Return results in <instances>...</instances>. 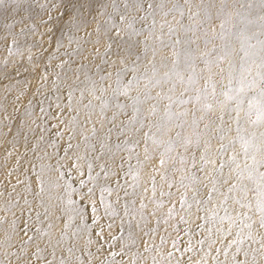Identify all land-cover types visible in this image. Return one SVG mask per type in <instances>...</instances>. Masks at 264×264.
I'll return each instance as SVG.
<instances>
[{
  "label": "rangeland",
  "instance_id": "1",
  "mask_svg": "<svg viewBox=\"0 0 264 264\" xmlns=\"http://www.w3.org/2000/svg\"><path fill=\"white\" fill-rule=\"evenodd\" d=\"M6 2L10 6L8 11L0 4V218L4 221L0 223V264H17V257L21 256L22 233L17 235L18 229L13 228V220L21 216V208L25 209L22 219L46 233L37 242L42 249H46L43 254L50 260L55 249L54 264H59L60 259H66L67 264H129L132 253L141 254L137 257V264H153V256L157 259L166 257L168 250L174 252L172 264H176L177 259L184 264H189L190 259L199 260L202 252L197 254L194 251L181 256L172 249L171 241L177 233L170 225L177 224L181 229H187L189 225L178 223L177 219L165 223L167 210L173 201L176 207L174 216L180 213L181 193L186 192L188 203H192V191L179 186L180 177L187 176V173L177 171L172 174L176 187L171 189V201L168 197H160L161 189L169 191L167 185L160 181L159 173L153 170L161 149L149 139L147 147L152 158L144 160V133H156L149 121L154 124L172 113V121L168 123L170 131L160 135L161 139L174 136L179 130L177 123L183 124L182 135L191 137L196 130L201 133L202 141L208 135H215L217 126L230 127L227 139H235L236 113L231 112L232 119L229 118L228 106L222 103L224 97L221 92L228 84L229 71L238 72L244 57L238 36L240 29H245L248 37L243 47L247 49L249 44L253 45L252 51L257 55L256 63L248 62L246 67L251 68L252 75L259 70L258 57L264 54L259 43L264 41V27H261L264 22L259 19L264 10L260 8L259 0H115L119 5L117 11L111 7L113 0H55L62 6L52 10L51 19L47 10L39 7L51 3V0H17L15 6H12V0ZM79 3H84L85 7L79 8ZM74 4L77 5L75 9ZM249 4L252 6L248 7ZM121 12L126 15L124 22L119 20ZM113 22L121 29L118 41L110 39L115 36L114 30L109 31ZM128 22L133 24L134 30L127 27ZM222 22H225L223 28ZM7 23H13V27L6 28ZM177 40L180 42L176 43ZM225 48L229 54L223 61H218L216 58L223 54L221 50ZM62 61L66 63L58 67ZM44 76L46 80L42 79ZM101 77L104 79L101 80ZM130 80L133 84L127 88V95H120L119 90ZM53 81L59 86V91ZM93 87L94 92L91 91ZM198 95L200 100L196 99ZM204 95L207 96L206 101ZM17 96L20 97L18 101ZM97 97L107 102L103 112L101 99ZM205 103L211 107L205 109ZM89 104L91 107H88ZM120 104L124 108H119ZM57 105L64 110L65 124L70 117H75L77 124H68V130H64L65 124L53 128L57 121L49 113L58 112ZM41 107L46 110L45 113L40 112ZM136 108L139 109L138 119H144L142 129L139 123L134 128L127 124ZM26 112L32 115L28 116ZM114 114L116 119L113 121ZM175 114L181 115L177 119ZM243 117L241 112L240 135L247 137L254 132L259 136L264 132V126L248 124ZM206 124L210 125L207 130ZM93 127L97 129L96 137L92 136ZM109 128L112 132L106 143L112 146L114 156L107 149H101L99 143V137L104 136ZM58 130L62 131V135H56ZM121 130L123 134H120ZM69 131L74 135L70 136ZM85 136L88 141L84 140ZM137 140L139 145L135 144ZM119 141H125L133 148L131 154L126 148L115 149L114 145ZM69 143L71 150H68ZM89 144L95 145V148H87ZM216 147L217 140L213 139L212 149ZM234 147L237 153H241L239 142ZM86 150L90 157H100L91 159L92 176L97 177L93 180L88 179L86 161L75 160L76 154L84 156ZM171 155L176 157L175 167L183 168L176 151ZM137 157L142 162L140 165L137 164ZM240 158L243 159L242 153ZM71 163L79 164L80 171L72 168ZM101 165L104 171L121 172L119 181L111 175L106 179ZM129 165L138 171L137 181L122 174L128 171ZM166 167L171 168L172 161ZM224 172L228 175L227 168ZM37 176L42 179V185L37 183ZM153 176L156 177L157 194L154 199H149ZM80 179L86 183L83 191L91 187L94 192L91 201L85 200L83 204H80L78 195L72 196L78 201L76 206L87 209L84 221L89 225V231L79 230L80 218L69 211L75 206L67 203L66 189L81 191ZM204 183L207 188L201 186L200 199L206 198L211 188L207 181ZM102 188L113 191L109 195L108 192L102 193ZM145 188L148 191H144ZM227 188L226 184L220 192L214 193L212 203L217 205L216 211L220 216L225 214L224 208L235 216L236 212L244 211L231 198H238L237 193L228 194L230 198L220 206L224 199L221 193H226ZM25 198L28 205L24 203ZM161 200L163 205L157 207ZM9 201L18 204V207L4 211ZM92 201L95 202V212L92 211ZM141 202L145 205L144 209L140 208ZM208 207L211 208L210 205ZM191 211V219L195 220V204ZM36 212L41 214L40 221L36 219ZM153 212L155 216L150 214ZM70 216L71 220L68 219ZM93 217L96 224H92ZM157 217L160 218L159 223ZM65 222H68L67 228L64 227ZM16 223L21 224L22 221L17 220ZM219 226L218 221L207 225L212 228L211 239L216 241L213 249H221L220 253L210 252L208 264H214L212 257L221 264H232L234 248L228 249V255H224L227 241L232 237L218 233L216 228ZM223 227L227 228V222ZM151 228H156V235L149 231ZM101 230L102 239L96 236ZM199 231L203 236L191 237L197 250L202 247L196 243L197 239L209 236L205 229ZM235 231L233 228V235ZM146 232L149 234L144 235ZM33 234L29 232V235ZM161 235L165 243L160 246L159 255L156 251H143L145 242L149 246L160 245ZM189 238L181 231L178 243L187 242ZM89 239L91 243H88ZM25 248L26 251H34L35 244ZM69 248L72 249L71 254L67 251ZM203 249L208 251L207 244ZM122 251L123 255H116ZM240 258H243L242 255ZM32 264H37L34 257ZM161 264H166V259ZM256 264H264V260L257 256Z\"/></svg>",
  "mask_w": 264,
  "mask_h": 264
},
{
  "label": "snow or ice",
  "instance_id": "2",
  "mask_svg": "<svg viewBox=\"0 0 264 264\" xmlns=\"http://www.w3.org/2000/svg\"><path fill=\"white\" fill-rule=\"evenodd\" d=\"M0 4L4 5L5 11L9 10V5L7 4L6 0H0ZM17 4V0H12V6ZM61 5H58L55 0H51V3L48 4H41L39 7L41 9H46L49 15V19H51V12L53 9H59ZM252 5L249 4L248 7ZM259 6L262 10H264V0H259ZM77 5H73L75 9ZM84 3H79V8H84ZM113 11H117L119 9V5L113 3L111 5ZM127 8V4L125 5V9ZM148 8L151 9L152 5L149 4ZM126 15L124 12L119 14V20L124 22ZM71 19V17H70ZM111 19V16H110ZM143 19V17H141ZM262 22H264V15H261L259 18ZM224 23L222 22L221 28L224 27ZM6 28L11 29L13 27V23H7L5 25ZM127 27L129 29H133V24L131 22L127 23ZM261 27H264V23H262ZM115 32L114 37H110V39H115L118 41L121 29L116 23H112L111 29L109 31ZM134 30V29H133ZM23 31V30H21ZM50 31V29H49ZM139 35V33H136ZM238 36L241 40V50L244 51V57L241 58V64L239 67V71H229L228 75V84L221 92V95L224 97L223 104L228 106L229 111V118L232 119L230 113L235 112V121L237 123V136L234 140L227 139V132L231 131V128L228 129L222 128L217 126L215 131V135H208L206 139L202 141L201 133L199 131L194 130L191 137L182 135L183 124L177 123L176 128L179 129L175 132L174 136H169L167 140L161 139L160 135L167 134L170 129L168 128V123L172 121V117L174 114L168 113L164 120H158L154 124L153 122L149 121L150 127H155L156 133L149 134L147 132L144 133V160H149L152 157L149 155V149L147 147V141L150 139L153 145H156L160 148L159 152V160L156 165H154L153 170L159 173L160 181H163L169 191L165 192L161 189L159 195L160 197H168L169 201L173 196L171 189L176 187V182H174L172 178V174L176 173L177 171H184L187 173V176H181L179 179V186L185 188L187 190L192 191V203H188L186 192L181 193L179 205H180V213L177 216H174L176 213L175 202H172V206L167 210V219L165 223H168L172 219H177L178 223H183L184 225H189L187 229H181L178 227L177 224L170 225L177 233L175 239H172V249L175 252H178L183 256L185 253H191L196 251L197 254L203 253L200 256L199 260L196 261H189V264H208V257L211 251H215L216 253H220V248L213 249V245L216 243L215 240L211 239V232L212 228L207 227V225H211L214 222H219V227L216 228V231L220 233L222 236H230L232 237L230 240L227 241V247L224 249V255H228V249L234 248V252L232 253V264H256L257 256L260 257L261 260H264V132H261L259 136L256 133H251L249 136L245 137L240 135V127L239 122L241 119V112L244 114V120L251 125H258L264 126V54L258 57L259 64L257 68L259 69L255 75H252V71L250 67H246V63H256L257 55L255 51H252L254 48L253 45L249 44L248 48L245 49L243 45L247 41L248 37L245 35V29H240L238 32ZM222 39L224 36L221 37ZM15 42V41H13ZM180 41L177 40L176 43ZM261 45V53H264V41H259ZM110 47V45H109ZM215 50V49H214ZM213 50V51H214ZM222 55L218 56L216 59L218 61H223L225 57L229 54L227 49H222ZM9 52H11V46H9ZM29 60L32 59L31 56L28 57ZM66 63L64 61L61 62L58 67H63V64ZM205 63H209V61H205ZM233 66L230 64V69ZM223 71V70H221ZM57 78L59 76L57 75ZM42 79L46 80L47 77L44 76ZM87 79V77H86ZM104 77H101L103 80ZM120 81L117 79V84ZM54 86H56L57 91H59V86L56 85V82L53 81ZM133 81L130 80L127 82V85L119 90L120 95H127V88L131 87ZM91 91H95V88ZM103 91V89H101ZM206 92V89L204 90ZM214 91V90H213ZM71 91H69V99H71ZM83 96V92L81 93ZM17 101L20 99L19 96L16 97ZM97 99H101V97H97ZM197 100L201 99V96L196 97ZM203 99L206 101L207 96L204 95ZM42 103V102H41ZM31 104V101H29ZM107 102L101 99V111L106 108ZM60 109L56 113H49L52 115L54 119H56L57 124L52 125L53 128H56L58 125L65 124L63 119L64 110L60 108V105L56 106ZM69 110H71V106L69 105ZM91 107V104L88 105ZM119 108H124V105H118ZM205 109L210 108L211 105L205 103ZM45 109L43 107L40 108L41 113H45ZM135 114L133 117L129 118L127 124L130 126H135L136 123L140 124V129L144 127V119H138L139 109L136 108ZM155 109H153V112ZM26 115L31 116V112H26ZM177 119L181 114H175ZM116 119L115 114L113 115L112 120ZM147 119V118H145ZM223 121V116L220 117ZM35 123V121H32ZM68 124L76 125L77 121L75 117H70L68 120ZM68 124H65V129L68 130ZM195 124V121H193ZM103 127V124L101 125ZM115 126V125H114ZM210 125H205V129H209ZM140 129H135V131H140ZM31 130V129H30ZM43 131V129L41 130ZM92 136H97V129L95 127L92 128ZM112 132V128L107 130V133L104 136L99 137V143L101 149H107V151L111 155H115L112 151V146L109 143H106V140L110 137ZM123 134V130L121 133ZM159 134V135H158ZM57 136L62 135V131H57ZM69 135L73 136L74 133L69 131ZM43 137H41L42 139ZM88 137L85 136L84 140L88 141ZM217 140V147L215 150L212 149V140ZM227 140V142H225ZM239 142L240 150L242 153L243 159L240 158L241 153H237L235 150V143ZM140 141H135L136 145H139ZM122 145L124 147L122 148ZM115 149L125 150V148L131 152L133 148L129 146L125 141H119L114 145ZM72 145L69 143L68 150H71ZM87 148H95V145H87ZM182 149L183 151H179ZM195 149V151H193ZM231 150V152H230ZM176 151V154L179 158V164L183 166L181 169H177L175 167L176 157H173L171 154ZM197 152L199 153L197 157ZM187 154V155H186ZM99 156L90 157V154L86 150L85 155L81 156L79 154L75 155L76 161H86L87 167V175L89 180L96 179L97 177L92 176L93 165L91 163V159H99ZM20 157H17V163H19ZM169 161H172V167L167 168ZM142 162L137 157V164L140 165ZM72 168L76 169L78 172L80 171V165L77 163H71L70 165ZM123 162L119 166L122 169ZM225 168L228 169V175H225ZM164 169V171H161ZM60 170V166L57 167V171ZM194 170V171H193ZM101 171L104 172V177L107 179L110 175L115 176L116 180L119 181L121 178V172H114V171H104V166L101 165ZM202 174L197 175V174ZM124 176H131L133 181H137L138 179V171L132 166L129 165L128 171L122 173ZM84 175V173H81ZM37 183L42 185V179L37 176ZM188 180L189 183L185 184L184 181ZM207 181L208 184H211V188L208 189L206 198L200 199L201 186L207 188V184L204 183ZM232 181V183H229ZM151 192L152 196L149 199H154L157 194V182L156 177H151ZM81 191H77V189L72 188L71 190H67L68 201L69 205H74L69 209L70 212L74 213L76 216L80 218L79 230L80 231H89V225L84 221V213L87 210L84 207L76 206L78 205V201L72 199L73 194L79 196L80 204H83L85 200L91 201V197L94 195L93 188L87 187L86 191L83 189L86 187V183L84 179H80L79 181ZM228 185L227 192L221 193L224 196V199L220 202V206L222 207L226 204L227 200L230 198L228 194L230 193H237V196H232L231 198L234 202L239 205L240 209H243L242 212H236L235 216L228 212L227 208H224V215L220 216L219 213L216 211L217 205L212 203V198L214 193H218L221 191L224 185ZM138 186V185H134ZM41 190H43L41 188ZM103 192H108L111 195L113 189L110 188H102ZM144 191H148L147 188ZM125 195L128 193L125 191ZM119 194L117 195V199H119ZM143 199V198H142ZM25 205H28V200L24 199ZM193 204L196 206V218L195 220L191 219L192 217V207ZM163 205V200H161L157 207H161ZM187 205V207H185ZM211 206L209 208L208 206ZM92 211L95 212V202L92 201ZM12 207H18V204H12L11 201L8 202L6 207L3 209L4 211H11ZM140 208L144 209L145 205L143 202L140 204ZM21 216L15 217L13 220V228L18 229L17 235L22 233L20 236V244L21 247L19 252L21 256L24 258L21 260V256L17 257V264H32V258L34 257L37 261V264H54L55 262V249L51 255L53 259H48L46 255L43 253L46 252V249H42L40 244L37 242L40 238L44 237L46 233L42 231L41 228H36L34 225H30L26 219H22L25 209L21 208ZM47 212V210H46ZM205 213V215H199V213ZM114 214V213H113ZM151 215L155 216V213H150ZM15 215V214H14ZM186 216L188 218H186ZM41 214L36 212V219L40 221ZM135 218V217H133ZM45 219H47V215L45 214ZM69 220L72 219L70 216ZM143 219V217H142ZM157 223H159L160 218L157 217ZM21 220V224H17L16 221ZM196 221H200L197 223ZM4 222L2 218H0V223ZM146 222V221H145ZM227 222V228L223 227V225ZM92 224H96V218H92ZM51 225H49L50 227ZM64 227H68V222H65ZM111 225H109V228ZM233 228L236 229L235 234L233 235ZM200 229H205L209 236L207 238H200L197 239L196 243L201 245V249L197 250L194 248L191 242L192 236H203V233L200 232ZM33 232V235H29V232ZM149 231L153 234H157L156 228H151ZM183 231L185 236L190 237L187 242L178 243L179 241V233ZM103 230L101 232H97L96 236L100 239L103 238L102 235ZM149 233H144V235H148ZM115 239V237H112ZM59 243V241H58ZM88 243H91V239H89ZM165 243L164 237L160 236V245H153L149 246L147 242H145V246L143 251H156L157 255H159L160 246ZM30 244H35V250L26 251L25 246H29ZM207 244L208 251H204L203 246ZM49 246H51V242L49 241ZM69 254L72 253V249L69 248L67 250ZM100 251V249H98ZM7 255V253H6ZM13 256H16V253H12ZM112 255V253H109ZM116 255H123V251L121 253H116ZM140 253H132L131 259L129 264H137V257H139ZM242 255V259L240 258ZM166 259V264H172V260L174 259V252L172 250H168L165 256H160V259H157V256H153V264H161L162 260ZM214 264H221L215 257H212ZM59 264H67L66 259H60ZM104 264V262H102ZM176 264H184L182 260L177 259Z\"/></svg>",
  "mask_w": 264,
  "mask_h": 264
}]
</instances>
